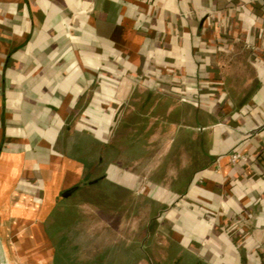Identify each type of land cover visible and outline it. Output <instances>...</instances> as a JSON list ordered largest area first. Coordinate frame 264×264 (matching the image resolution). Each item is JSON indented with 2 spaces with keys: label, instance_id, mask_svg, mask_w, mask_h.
Returning <instances> with one entry per match:
<instances>
[{
  "label": "crops",
  "instance_id": "0c3cea01",
  "mask_svg": "<svg viewBox=\"0 0 264 264\" xmlns=\"http://www.w3.org/2000/svg\"><path fill=\"white\" fill-rule=\"evenodd\" d=\"M110 119L142 121L155 174L86 176L145 140L115 134L88 164ZM17 159L16 179L54 176L48 229L69 202L62 240L49 230L56 253L84 244L74 202L107 206L136 176L131 196L158 206L149 238L125 246L139 262L264 264V0H0V184Z\"/></svg>",
  "mask_w": 264,
  "mask_h": 264
},
{
  "label": "rangeland",
  "instance_id": "374dc122",
  "mask_svg": "<svg viewBox=\"0 0 264 264\" xmlns=\"http://www.w3.org/2000/svg\"><path fill=\"white\" fill-rule=\"evenodd\" d=\"M135 124V128H138L135 131L131 130L132 128H127L128 124H124L123 122H120L115 128L114 120L111 119L96 125L97 130L100 128L104 130L103 132L107 133H104L105 135L97 142L89 139L91 141L90 143L87 139L90 144L87 150L93 151V154L86 158L88 164L95 161L101 143L113 142L115 134H129L132 141L134 132L138 131L139 134L145 136V140L135 147H125V152L120 154L121 156L116 160L117 163L115 164L114 151L107 149L104 153V163L97 168L94 175L89 174L87 169L86 176L90 177V179L97 176H104L111 169V175L112 172H123L124 170L140 173L152 171V175L158 171L155 168H145L147 165L154 164L152 158L155 153L154 148L156 149L157 145L155 142L153 143L151 137L149 139V136L144 134L142 121H138ZM87 140L84 139V141ZM95 143H97V151L94 149ZM20 164L21 162L18 159L13 161V177H9L0 184V189L4 196L8 195L7 191L11 188L9 185L10 181L13 182L16 179V170ZM165 179H168V175H165ZM17 180L16 190L14 189L15 194L12 195V198L9 196L11 194H9L6 201L20 227L19 231L26 255L24 258V261H26L25 264H109L106 262L110 260H114V264H133L130 263L131 257L130 254H127L126 250L129 253L133 252L134 264L142 261L144 256L137 248H134V250L133 248L127 249L125 246L128 245L130 247L133 245L135 247L140 240L139 234L142 227L147 225L146 217H143L147 210H149L146 199L131 196L126 198V200L124 199L123 202L120 200H118L120 202L110 200L111 203L109 204L108 202L107 206H102L100 203L93 206L95 202L93 199H90L101 196L99 193H96L94 197L89 198V202L85 201L86 204L82 206L79 202H74L71 207L72 215L86 217V221L81 225V228L85 229L86 227V230L81 229L82 232L79 234L82 237L80 243L84 244L79 249L77 248L75 251H72L73 253H70L71 250L67 249V254L65 253L63 255L59 250L56 253L50 240L52 233L49 230H58L64 219L70 220V213L67 212L69 202L62 203L55 211L57 216L51 217L52 222H55L53 228L48 229L46 225L48 209L52 203L50 192H52L51 190L55 185L51 183L54 182V176L50 177V182L47 170L43 169L42 174L41 172L35 173L31 178H21L18 176ZM162 187L164 186L162 185ZM151 188H153L151 191L154 189L157 190V186L151 185ZM82 194L84 196L87 193ZM151 195H154L153 192H151ZM108 198L110 199V196ZM156 236L154 234L152 238L157 242L158 239ZM112 249H114V256L111 254ZM155 251L157 252L158 249H155ZM8 258L10 259L11 257ZM138 264L146 263L139 262Z\"/></svg>",
  "mask_w": 264,
  "mask_h": 264
},
{
  "label": "water",
  "instance_id": "95a60500",
  "mask_svg": "<svg viewBox=\"0 0 264 264\" xmlns=\"http://www.w3.org/2000/svg\"><path fill=\"white\" fill-rule=\"evenodd\" d=\"M76 188L67 191L64 195H69ZM20 227L16 219L10 214L8 206L4 199L0 197V246L5 253L7 264H25L24 244L21 239ZM14 247V248H13ZM15 249V250H14ZM8 257H11L10 259ZM2 263V254L0 252V264Z\"/></svg>",
  "mask_w": 264,
  "mask_h": 264
},
{
  "label": "trees",
  "instance_id": "16d2710c",
  "mask_svg": "<svg viewBox=\"0 0 264 264\" xmlns=\"http://www.w3.org/2000/svg\"><path fill=\"white\" fill-rule=\"evenodd\" d=\"M172 91H175L174 89H172ZM138 180L136 176L133 177V180L131 181V183H129V185H125L124 187L120 186V185H117V184H114V201H122L128 197H131V189L133 187V184L135 183V181ZM118 201V202H120ZM148 205H149V211L151 213V215L147 218L146 222H147V225L148 227L145 229L143 228L141 231H140V239H142L143 237H148L149 238V235L152 234V228L153 226L155 225V223L157 222V218H156V215H157V211H158V206L155 202L149 200V199H146ZM63 226V225H62ZM64 236V233H63V227H60V232L58 234V241L59 240H62ZM60 252H62V248L60 247Z\"/></svg>",
  "mask_w": 264,
  "mask_h": 264
},
{
  "label": "built area",
  "instance_id": "2783aa9c",
  "mask_svg": "<svg viewBox=\"0 0 264 264\" xmlns=\"http://www.w3.org/2000/svg\"><path fill=\"white\" fill-rule=\"evenodd\" d=\"M240 160H245V156H243L239 152H235V153L232 154V156H231V162L233 164H236Z\"/></svg>",
  "mask_w": 264,
  "mask_h": 264
},
{
  "label": "bare ground",
  "instance_id": "6f19581e",
  "mask_svg": "<svg viewBox=\"0 0 264 264\" xmlns=\"http://www.w3.org/2000/svg\"><path fill=\"white\" fill-rule=\"evenodd\" d=\"M0 241H1V239H0ZM0 252L2 254V263L1 264H7L6 261H5V258H4L5 253H4V250H3L2 246H0Z\"/></svg>",
  "mask_w": 264,
  "mask_h": 264
}]
</instances>
